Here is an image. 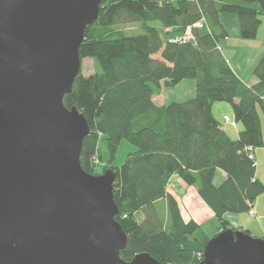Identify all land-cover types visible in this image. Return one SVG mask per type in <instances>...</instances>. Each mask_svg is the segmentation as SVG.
Here are the masks:
<instances>
[{
  "label": "trees",
  "instance_id": "trees-1",
  "mask_svg": "<svg viewBox=\"0 0 264 264\" xmlns=\"http://www.w3.org/2000/svg\"><path fill=\"white\" fill-rule=\"evenodd\" d=\"M222 12L236 14L241 37L252 39L262 23L264 0H103L98 19L85 28L79 53L82 60L93 58L94 71L85 75L81 69L64 102L76 105L90 125L80 157L86 171L99 174V142L105 141L103 172H116V219L128 234L124 260L148 252L163 262L201 264L210 237L201 223L183 218L167 190L173 174L197 187L219 221L215 234L233 227L226 214L250 211L264 193L256 158L246 149L264 143V55L254 68L258 81L243 82L219 44L228 36ZM202 19L203 27H195ZM125 24L138 30L127 33L120 27ZM189 26L194 40H171ZM166 29L173 30L172 37L165 36ZM184 79L196 82L193 98L165 105L153 101L163 87ZM223 101L232 104L243 126L236 139L213 114V104ZM123 141L135 149L114 165ZM218 169L226 174L220 184L215 183ZM162 199L165 218L157 207Z\"/></svg>",
  "mask_w": 264,
  "mask_h": 264
},
{
  "label": "water",
  "instance_id": "water-1",
  "mask_svg": "<svg viewBox=\"0 0 264 264\" xmlns=\"http://www.w3.org/2000/svg\"><path fill=\"white\" fill-rule=\"evenodd\" d=\"M103 0H0V264H173L124 260L116 172L80 161L90 125L64 98ZM201 264H264V237L227 228Z\"/></svg>",
  "mask_w": 264,
  "mask_h": 264
},
{
  "label": "crops",
  "instance_id": "crops-1",
  "mask_svg": "<svg viewBox=\"0 0 264 264\" xmlns=\"http://www.w3.org/2000/svg\"><path fill=\"white\" fill-rule=\"evenodd\" d=\"M221 22L228 31V36L221 38L219 44L222 52L234 72L248 85L255 84L258 77L254 74V68L264 55V15H262V23L258 29L257 37L245 39L241 37L238 17L234 13L222 12L220 15ZM168 31L166 37L173 36V30ZM155 57H160V53L155 54ZM94 71V70H93ZM89 72L85 75H89ZM196 94V82L194 79H184L176 86L163 87L162 91L153 97V101L157 105H165L173 101H185L193 98ZM213 114L221 123L223 129L233 138L239 136L242 129V124L237 123L236 126L224 121V116L229 115L234 118V110L229 102H215L213 104ZM261 125L264 138V115H261ZM132 150L135 148L129 147ZM255 157L257 162L256 177L264 182V143L262 146L255 148ZM226 177L224 171L218 169L215 183L220 184ZM168 192L173 194L178 200L183 218L187 221L194 219L203 224L208 218L215 216L212 209L200 197L197 187L188 184L178 174H173L169 178ZM161 206L162 211H166L165 200ZM252 210L255 213L251 215L250 211L241 213H228L226 218L231 222V225L237 229L248 230L250 233L264 237V193L259 195L253 203ZM139 217V216H138ZM143 215L140 214V219ZM218 227V226H217ZM217 230V228H216ZM216 233V231H215ZM214 233V234H215Z\"/></svg>",
  "mask_w": 264,
  "mask_h": 264
},
{
  "label": "rangeland",
  "instance_id": "rangeland-1",
  "mask_svg": "<svg viewBox=\"0 0 264 264\" xmlns=\"http://www.w3.org/2000/svg\"><path fill=\"white\" fill-rule=\"evenodd\" d=\"M138 25L136 24H125V25H121L120 27L124 28L125 31L127 33H134V31L138 30ZM139 31L135 32V33H139ZM94 70V60L91 57H85L82 60V72L83 74H87L89 72H93ZM261 113V112H260ZM262 115V113H261ZM233 118V116H231ZM129 147L135 148L134 145L130 144L128 141H123L122 144L120 145L116 160L114 162V165H121L125 158L127 157L128 153L131 151V149ZM99 148L102 152L103 155V161L98 164L96 166V172L97 173H101L103 172V168L105 165L106 160L108 159V153L106 150V144L105 141L103 139L100 140L99 142ZM161 206H163V202H159L157 204V207L161 213V216L163 214V218H165L164 213L162 212ZM140 217H138L139 219ZM165 221V220H164ZM219 225V221L217 219L216 216L212 217L211 219L208 218L207 220L204 221V223L202 224V228L205 231V233L211 238L214 236V233L216 231L217 226ZM254 236L260 237L258 235L253 234Z\"/></svg>",
  "mask_w": 264,
  "mask_h": 264
},
{
  "label": "built area",
  "instance_id": "built-area-1",
  "mask_svg": "<svg viewBox=\"0 0 264 264\" xmlns=\"http://www.w3.org/2000/svg\"><path fill=\"white\" fill-rule=\"evenodd\" d=\"M205 23V20L202 19L200 21H197L195 23V27H203V24ZM195 39V35H194V32H193V29L191 26H189L183 33H180L178 35H175L172 37V41H176V42H185V41H190V40H194ZM224 121L227 122V123H230L234 126L237 125V121L235 120V118H232L230 117L229 115H225L224 116ZM247 151H248V154H249V157L251 159H255V149L253 146H247ZM97 162V161H96ZM251 212V215H254L255 213L253 212V210L251 209L250 210Z\"/></svg>",
  "mask_w": 264,
  "mask_h": 264
}]
</instances>
